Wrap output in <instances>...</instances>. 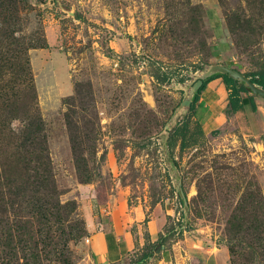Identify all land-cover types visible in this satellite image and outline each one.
<instances>
[{"label":"rangeland","instance_id":"rangeland-1","mask_svg":"<svg viewBox=\"0 0 264 264\" xmlns=\"http://www.w3.org/2000/svg\"><path fill=\"white\" fill-rule=\"evenodd\" d=\"M1 56L0 264H73L118 194L264 264V131L216 89L253 93L264 0H0Z\"/></svg>","mask_w":264,"mask_h":264},{"label":"crops","instance_id":"crops-1","mask_svg":"<svg viewBox=\"0 0 264 264\" xmlns=\"http://www.w3.org/2000/svg\"><path fill=\"white\" fill-rule=\"evenodd\" d=\"M245 85V84H244ZM223 86L218 83L217 90ZM218 93V91H217ZM242 109L249 110V119L264 131V96L239 92ZM217 123L221 117L212 119ZM215 123V122H214ZM103 209L88 207L84 239L79 256L73 264H122L126 257L139 250L145 241L156 240L170 214L159 203L146 206L143 202H126L123 195H109ZM102 208V207H101ZM106 208V209H105ZM147 264H230L228 249L214 237L174 240L161 250L158 257Z\"/></svg>","mask_w":264,"mask_h":264},{"label":"trees","instance_id":"trees-1","mask_svg":"<svg viewBox=\"0 0 264 264\" xmlns=\"http://www.w3.org/2000/svg\"><path fill=\"white\" fill-rule=\"evenodd\" d=\"M4 57H0V71L3 66H6L4 64L5 60H3ZM10 67V66H9ZM25 73V72H24ZM23 73V74H24ZM249 78V82L256 85L260 89L264 90V69L256 72H250L246 75ZM221 81L223 85H229L232 87L231 93L228 94L226 97L222 98V100H227V109L224 111L226 114L228 113H234L237 108L241 105L240 103V98H239V92H244L247 90V87L243 83H238V81L226 74H222L220 76ZM28 83L30 84V79L27 80ZM4 85L2 84L0 89L2 90V93L5 92L3 91ZM8 90L11 89V86L6 87ZM17 88H19L17 86ZM199 89L202 88V86H198ZM7 104L4 105L6 107ZM11 107V105L8 107V109ZM186 122L182 125V127L185 128ZM180 131V130H179ZM165 237L164 233H159L156 240L154 241H145L144 245L139 251V254H137V261H140L142 263L143 260L148 259L150 255L153 253L156 254L154 258L158 257V254L161 250L164 248H167L165 245Z\"/></svg>","mask_w":264,"mask_h":264},{"label":"water","instance_id":"water-1","mask_svg":"<svg viewBox=\"0 0 264 264\" xmlns=\"http://www.w3.org/2000/svg\"><path fill=\"white\" fill-rule=\"evenodd\" d=\"M248 85H250L251 89H252L255 93H258V94L264 96V91H263V90L258 89V88L256 89L255 87H253L252 83H248Z\"/></svg>","mask_w":264,"mask_h":264},{"label":"built area","instance_id":"built-area-1","mask_svg":"<svg viewBox=\"0 0 264 264\" xmlns=\"http://www.w3.org/2000/svg\"><path fill=\"white\" fill-rule=\"evenodd\" d=\"M84 240H85V241H87V239H86V238H85Z\"/></svg>","mask_w":264,"mask_h":264}]
</instances>
